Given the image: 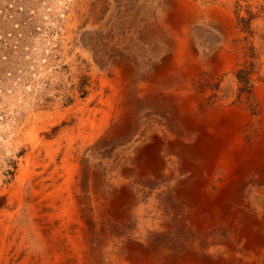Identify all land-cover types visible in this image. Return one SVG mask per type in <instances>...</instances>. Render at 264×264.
I'll list each match as a JSON object with an SVG mask.
<instances>
[{
  "label": "rangeland",
  "instance_id": "1",
  "mask_svg": "<svg viewBox=\"0 0 264 264\" xmlns=\"http://www.w3.org/2000/svg\"><path fill=\"white\" fill-rule=\"evenodd\" d=\"M191 1L224 28L191 24L188 112L144 69L174 56L164 0H0V264H264V191L255 176L228 189L214 160L230 113L249 149L264 134V0ZM186 117L225 129L185 131L189 163L167 151Z\"/></svg>",
  "mask_w": 264,
  "mask_h": 264
},
{
  "label": "crops",
  "instance_id": "2",
  "mask_svg": "<svg viewBox=\"0 0 264 264\" xmlns=\"http://www.w3.org/2000/svg\"><path fill=\"white\" fill-rule=\"evenodd\" d=\"M163 4L166 7V13L165 14L159 13L160 14L159 21H160L161 28H162L161 31L165 33V38L168 40L169 47L173 50L174 56H170V55H163L160 57H159V55L155 56V58L153 59L156 61L155 63L157 64V62H158L161 64L160 65L159 64L152 65L153 63L152 64H145L144 69L146 72L152 67L153 68L152 72L154 74L157 72H160L159 74H162V77L164 78V81H163L164 85L173 91L174 90L178 91L179 96L182 99L181 100V107L183 108V110L190 112L191 110H193V107H194V98L191 95L180 90L179 88L181 86H183L182 84H184V86H188V87L190 85H192V83H194V81H195V74L198 72V70L200 68V65H199L200 56H191L190 53L186 50V45L190 44V42L193 44H196V45L198 44L196 33L192 32V30H191V24L193 22L206 23V24H209L213 27L222 29V28H224V25L221 22H223L224 20H222L218 16L213 15L212 10H207V9L201 8L200 6H198L196 4H193V2L191 0H188V1L187 0H164ZM163 15H165V16H163ZM179 32H182V34H184L183 39L182 38L178 39L176 37L177 36L176 34ZM200 50L201 49L198 48L197 52L201 53ZM177 56H178V58H177ZM190 56L193 58H191ZM188 59H191L190 63H189ZM133 62H135V61H133ZM167 62H169V63H167ZM170 70H173V71H170ZM177 74H178V76H175ZM142 81L144 82L145 78L143 80H141V78L139 77V84H142ZM135 82H138V81L135 80ZM144 83H145V85L147 84L146 81ZM145 89L147 90V85L145 86ZM183 120L184 121H181V125L185 126L184 127L185 129L182 128L180 130H177L175 132V134L172 135L173 137H171V135H169L170 136L169 137L170 143H168V144H170L171 150L169 149L170 148L169 147L167 151L172 153L171 155H173L174 158L173 157H171V158L179 159V160L184 159L183 163H189V158L190 159H202V154L200 153L201 145L199 143L195 144V145H189L188 142H186V140H185V131L194 129L195 131H198L199 133H202L203 135H206L209 138V134L211 136H214L215 134H217L219 132L222 133L225 129H223V127L220 126L219 128H214V132L209 133L211 131L210 129H201V127L199 126L198 123H196L194 121H192V122L189 121L187 119V117L183 118ZM244 121H245L244 116L240 115V113L238 114V112H236V113L232 112L228 115V123L234 122L233 125L230 123L228 125V142L229 143H228L227 149H228L229 154L228 155L227 154L219 155L215 159L217 160V164L219 163V161L224 162L225 164L223 166L226 169H228V176H229L228 178H231V181L233 183V184L231 183V186H228V189H230V190L241 189L242 190L244 187L243 186L239 187L238 185L241 184L240 182L243 180V178L246 176H248V177L249 176H255V180L257 179L256 180L257 185H259L260 188L264 191V150H263L264 144H263V140H262V139H264V134H263L262 139L259 141L260 143L258 142L256 147H254L253 149H249L248 147L246 148V146L243 145L242 136H241V132H240V130L243 127L242 125L244 124ZM207 128L212 129V125H209ZM157 129L159 131L160 127H156V130ZM163 129H164V131L168 132L166 130V128H163ZM233 129H234V131H233ZM177 134H179V135H177ZM232 136H234V138ZM155 141H161L162 142V140L158 136H154L153 142H155ZM235 141H237L239 144ZM183 143H184V145H183ZM235 145H237V146H235ZM239 145H241L240 149L241 148H243V149L240 150L238 147ZM262 145H263V147H262ZM234 149H237V150H235L236 154L231 155L232 153H235L232 151ZM236 155H237V158H236ZM238 156L239 157L241 156L244 159H242L240 157V160H241V162H240V160H238L239 159ZM193 157H195V158H193ZM225 159H227V160H225ZM230 160H231V163H230ZM249 160H251V161L249 162ZM235 164H236V166H235ZM231 168H233L234 171H231L232 170ZM230 172L232 173V175H230L231 174ZM204 173H207V172L204 170ZM236 183L238 184L237 185L238 187L233 186ZM186 205L189 206L188 203ZM194 211L195 210L190 209L189 213L191 216H193L192 214L194 213ZM246 232H248V230H246ZM252 233H254V232H252ZM259 243L263 249L264 248V240H261ZM130 251H131V249H130ZM168 260H170L171 264H180V262H179L180 260L178 257L173 258V260L172 259H168ZM168 260H167V262L169 263ZM222 263L223 264H246L245 262H243L240 258H238L235 255H231V256L227 257L226 259L221 260L215 264H222ZM199 264H205V263L202 262Z\"/></svg>",
  "mask_w": 264,
  "mask_h": 264
},
{
  "label": "bare ground",
  "instance_id": "3",
  "mask_svg": "<svg viewBox=\"0 0 264 264\" xmlns=\"http://www.w3.org/2000/svg\"><path fill=\"white\" fill-rule=\"evenodd\" d=\"M188 1V0H187ZM171 7V6H170ZM162 14V13H161ZM163 16H165V15H163ZM185 18V17H184ZM164 19V18H163ZM183 39V38H182ZM183 41V40H182ZM180 42V41H179ZM185 43V42H184ZM191 57V56H190ZM170 58V57H169ZM177 58H178V56H177ZM176 58V59H177ZM91 62V61H90ZM179 62V61H178ZM191 62V61H190ZM167 63H169V62H167ZM171 63V62H170ZM184 63V62H183ZM121 66V65H120ZM168 66V65H167ZM170 66V65H169ZM178 67V66H177ZM95 68V67H94ZM120 70V69H119ZM112 71V70H111ZM164 71V70H163ZM170 71H173V70H170ZM97 72V71H96ZM169 72V71H168ZM192 72V71H191ZM194 72V71H193ZM108 75V74H107ZM196 75V74H195ZM113 82V81H112ZM115 97V96H114ZM108 105V104H107ZM108 112H109V110H108ZM189 112V111H188ZM234 113H236V112H234ZM239 117V116H238ZM242 117V116H241ZM231 122V121H230ZM229 122V123H230ZM115 123V122H114ZM229 123H228V125H229ZM105 124V123H104ZM230 124H234V122H232V123H230ZM100 124H98V126H99ZM243 126V125H242ZM234 127V126H233ZM95 129V132H96V125H93V129L92 130H94ZM158 130V129H157ZM223 131V130H222ZM233 131H234V129H233ZM116 133V132H115ZM235 133V132H234ZM237 133V132H236ZM177 135H179V134H177ZM218 137V136H217ZM231 137V136H230ZM233 138H234V136H232ZM154 138V137H153ZM156 138V137H155ZM240 138V137H239ZM233 140V139H232ZM263 140V144H264V139H262ZM230 141V140H229ZM235 142H237V141H235ZM155 143V142H154ZM170 143V142H169ZM182 143V142H181ZM229 143V142H228ZM233 143V142H232ZM238 143V142H237ZM236 143V144H237ZM260 143V142H259ZM155 144H157V143H155ZM159 144V143H158ZM234 144V143H233ZM239 144V143H238ZM262 144V143H261ZM169 145V144H168ZM182 145V144H181ZM183 145H184V143H183ZM242 145V144H241ZM241 145H239L238 147H239V149H240V146ZM235 146H237V145H235ZM84 147V146H83ZM179 147V146H178ZM189 147V146H188ZM262 147H263V145H262ZM85 148V147H84ZM181 148V147H180ZM185 148V147H184ZM247 148V147H246ZM82 149V148H81ZM241 149H243V148H241ZM240 149V150H241ZM262 149V148H261ZM170 150H171V147H170ZM235 150H237V149H234V150H232L233 152H235ZM264 150V149H263ZM232 153V152H231ZM229 154V153H228ZM233 154H236V152L235 153H232L231 155H233ZM254 154V153H253ZM256 154V153H255ZM222 155V154H221ZM224 155V154H223ZM240 155V154H239ZM243 155V154H242ZM241 155V156H242ZM148 156V155H147ZM240 156V157H241ZM225 157V156H224ZM240 157L238 156V160H240ZM248 157V156H247ZM259 157V156H258ZM174 158V157H173ZM177 158V157H176ZM188 158V157H187ZM193 158H195V157H193ZM220 158V157H219ZM223 158V157H222ZM226 158V157H225ZM236 158H237V155H236ZM242 158V157H241ZM190 159V158H189ZM234 159V158H233ZM242 159H244V158H242ZM188 160V159H187ZM225 160H227V159H225ZM232 160V159H231ZM231 160H230V163H231ZM235 160V159H234ZM183 161H184V159H183ZM191 161V160H190ZM215 161L217 162V160L215 159ZM244 161V160H243ZM251 160H249V162H250ZM236 162V161H235ZM240 162H241V160H240ZM227 163V162H226ZM219 164V163H218ZM229 164V163H228ZM242 164V163H241ZM187 165V164H186ZM193 165V164H192ZM233 165V164H232ZM77 166V165H76ZM230 166V165H229ZM235 166H236V164H235ZM183 167V166H182ZM241 167V166H240ZM239 167V168H240ZM172 169V168H171ZM183 169V168H182ZM232 170L231 171H234V169L233 168H231ZM238 169V168H237ZM241 169V168H240ZM65 171V170H64ZM184 171V170H183ZM230 171V170H229ZM68 172V171H67ZM74 172V171H73ZM188 172V171H187ZM186 172V173H187ZM144 173V172H143ZM231 173V172H230ZM170 175V174H169ZM230 175H232V173L230 174ZM177 176V175H176ZM151 177V176H150ZM229 177V176H228ZM188 179H189V177H188ZM191 179V178H190ZM196 179V178H195ZM235 179V178H234ZM233 180V179H232ZM257 180V179H256ZM189 181V180H188ZM259 181V180H258ZM75 182V181H74ZM255 182V181H254ZM81 183V182H80ZM124 183V182H123ZM187 185V184H186ZM185 185V186H186ZM189 185V184H188ZM191 185V184H190ZM189 185V186H190ZM229 185V184H228ZM118 186V185H117ZM187 187V186H186ZM260 187V186H259ZM263 187V186H262ZM199 188V187H198ZM200 188H201V186H200ZM176 189V188H175ZM180 189V188H179ZM185 190V189H184ZM187 190V189H186ZM237 190V189H236ZM196 191H197V189H196ZM64 192V191H63ZM74 192V191H73ZM201 192V190L199 191V193ZM238 192V191H237ZM180 193V192H179ZM197 193V192H196ZM181 194V193H180ZM256 194V193H255ZM200 195V194H199ZM254 195V194H253ZM188 197V196H187ZM252 197V196H251ZM261 198V197H260ZM200 199V198H199ZM259 200V199H258ZM234 201H238L237 199H235ZM188 202V201H187ZM187 202H186V204H187ZM259 203V202H258ZM240 204V203H239ZM189 205H190V203H189ZM264 205V204H263ZM59 206V205H58ZM188 206V205H187ZM72 209V208H71ZM193 210V209H192ZM258 212V211H257ZM262 215V214H261ZM82 218V217H81ZM263 221V220H262ZM160 228V227H159ZM114 243V242H113ZM80 247H82V246H80ZM83 248V247H82ZM81 248V249H82ZM115 249V248H114ZM113 249V250H114ZM116 250V249H115ZM138 250H140V249H138L137 247H135L134 249H132V251L133 252H138ZM109 253V252H108ZM117 254V253H116ZM157 260V259H156ZM173 260V259H172Z\"/></svg>",
  "mask_w": 264,
  "mask_h": 264
}]
</instances>
